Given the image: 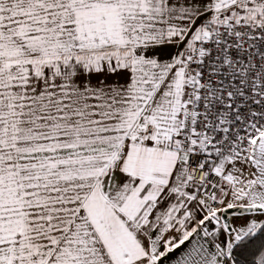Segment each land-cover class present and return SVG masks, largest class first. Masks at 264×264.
<instances>
[{
  "label": "snow or ice",
  "instance_id": "1",
  "mask_svg": "<svg viewBox=\"0 0 264 264\" xmlns=\"http://www.w3.org/2000/svg\"><path fill=\"white\" fill-rule=\"evenodd\" d=\"M0 264H264V0H0Z\"/></svg>",
  "mask_w": 264,
  "mask_h": 264
},
{
  "label": "water",
  "instance_id": "2",
  "mask_svg": "<svg viewBox=\"0 0 264 264\" xmlns=\"http://www.w3.org/2000/svg\"><path fill=\"white\" fill-rule=\"evenodd\" d=\"M228 215H229V216H231V215H232V210H229V213H228Z\"/></svg>",
  "mask_w": 264,
  "mask_h": 264
}]
</instances>
